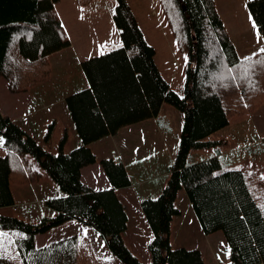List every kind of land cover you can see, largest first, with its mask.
Returning a JSON list of instances; mask_svg holds the SVG:
<instances>
[{"label": "trees", "instance_id": "obj_1", "mask_svg": "<svg viewBox=\"0 0 264 264\" xmlns=\"http://www.w3.org/2000/svg\"><path fill=\"white\" fill-rule=\"evenodd\" d=\"M56 1L0 0V74L12 92L26 91L46 80L52 69L48 56L70 44ZM90 1L77 0L82 6ZM114 1L118 45L85 59L82 67L89 86L65 98L83 144L64 152V133L59 153H52L0 110L6 150L0 156V207L14 204L12 183L35 182L42 170L62 192L45 201L56 214L37 222L0 213V233L4 234L0 264H80L76 237L43 247L35 241L36 234L70 219L91 226L123 263L144 264L124 238L128 213L116 193L130 185L123 162L101 159L111 185L105 189L84 183L81 170L96 161L88 144L155 117L164 102L182 112L183 122L167 184L158 196L140 201L152 232L147 244L150 264H204L198 247L173 248L171 243V222L181 213L175 200L182 188L202 231L222 232L234 264H264V173L247 167L225 169L215 155L187 163L192 149L214 144L205 138L227 126L230 115L251 113L262 103L264 52L239 56L215 0H163L172 30L188 57L180 95L162 75L155 48L146 40L128 1ZM247 7L264 39V0H248ZM89 264L113 263L93 260Z\"/></svg>", "mask_w": 264, "mask_h": 264}, {"label": "rangeland", "instance_id": "obj_2", "mask_svg": "<svg viewBox=\"0 0 264 264\" xmlns=\"http://www.w3.org/2000/svg\"><path fill=\"white\" fill-rule=\"evenodd\" d=\"M127 1L136 16L146 40L155 48V61L162 75L171 83L175 91L183 95L188 57L187 53L181 49L176 34L172 30L173 26L171 27L163 8V0ZM247 1L248 0H215L217 10L224 16L226 25L229 28L228 32L231 33V38L240 56L244 55V53L248 54L256 50L260 51V49L264 47V39L260 32L258 30L255 31V29L251 30L250 28V25L253 26L254 21L248 10ZM95 4L100 5L97 7H100L99 11L103 13L104 17H107V23L102 22L103 25L99 23L101 27L99 33L100 38L91 40L93 47L96 48L93 52L88 54L89 56L87 58L108 52L111 49L110 45L117 46L120 41L119 31L112 17L115 1L96 0ZM55 5L56 9L59 11H67L69 16L72 14V6L77 7L79 17H70V19L79 26H83V18H80V14L81 12L83 13V10L85 11L86 5L82 6L77 0H61L56 2ZM170 16L172 18L174 17L172 14H170ZM233 20L235 22L231 23L230 21ZM230 23L233 24V26H235L236 23V27H230ZM91 35H96L95 29ZM75 80V77L68 76L62 72L55 73L54 71L46 80L32 86V88H29L26 92L20 93L19 95H17V93H14L15 95H10L11 90L8 87V81L0 74V104L3 105L7 100L12 104H19L20 100H23V107H31V104L38 103V101L42 99L43 103L41 102L39 104L41 108L44 103H48L52 99L64 95L67 91H71L69 89L75 84ZM263 102L264 100L254 109L255 112H259L257 114L252 115L251 112L242 115H230L229 124L227 126L205 138L206 140L214 141V144L192 149L188 155L187 163H194L206 159L210 155H215L219 157L225 169L247 167L264 173ZM65 103V100L64 102L58 101L56 103L54 111L60 115L56 120L57 124H55V120L51 118H47L46 122H39L41 123L39 124L40 131H44L41 133L39 142L52 153H59L60 141L64 136L65 129L68 127L62 116L64 113V105L66 106ZM260 106H262V108H260ZM165 108L163 116L171 120L174 125L173 129L176 132V130H178L177 126L179 119L181 121L180 127L182 128V112L169 103H165ZM68 132L69 141L67 145H65L64 152H69L71 149L77 147L75 146L72 148L75 131L69 128ZM3 142L4 137L0 134V156L6 154ZM206 154V157L203 156ZM100 158L101 155H99L95 162V170L99 172V174L100 170H103ZM11 187L14 196V204L8 207H0L1 214L14 215L28 222H37L43 216H53L56 214V211L49 208L45 204V201L48 198L55 197L57 194L59 195L61 190L45 170H42V175L35 182L23 184L12 183ZM120 197L128 206V210L132 213L133 218L138 222L139 231L141 232L139 233L141 234L139 236V241L143 242L145 240V246L140 242L136 243L133 236L129 234L125 236V242L129 249L144 264H150V253L146 244L148 231L145 228L148 225L144 227V221L140 218V214L144 216L141 207L136 205V198L133 195L120 194ZM175 204L181 209L182 216L178 222L175 221L177 216H175L173 220L171 237L173 248L178 246L198 247L201 252L203 251L202 256L204 258V264H216L213 254L216 255L218 264H234L230 258L229 247L222 232L217 231L213 234H205L202 231L194 210L189 203L185 189L182 188L178 191ZM179 222L183 227L181 230ZM175 226L177 230H179L178 232L175 231ZM70 236L77 238V254L80 264H89L92 263L93 260H108L113 264H125L111 252L106 241L91 226L77 219L67 220L59 225L51 227L43 233L36 234L35 241L38 247H43L53 241Z\"/></svg>", "mask_w": 264, "mask_h": 264}, {"label": "crops", "instance_id": "obj_3", "mask_svg": "<svg viewBox=\"0 0 264 264\" xmlns=\"http://www.w3.org/2000/svg\"><path fill=\"white\" fill-rule=\"evenodd\" d=\"M95 3L96 0H91L86 5L85 11L82 9L83 13L81 12L80 18H83L82 20L83 26H79L77 23H74L70 19V17H75V16L79 17V12L77 7L72 6V14L70 16L68 15L67 11L62 12L56 9L58 16L60 17L61 23L64 27V30L70 40V44L67 47H64L60 50L51 53L48 56L52 67L51 74L55 71V73L62 72L68 76L75 77L76 82L71 87V89H69L71 91H67L66 93H64V95H61L59 98H54L48 103H44L41 108L39 107V104L41 102L43 103L42 99H40L38 103H34L33 105L31 104V107L29 106L23 107L24 104L23 100H20L19 104H12L9 100L5 101L3 105L0 104V110L3 114L9 115L13 120H15L29 133H31L38 141L39 138H41L40 137L41 133L44 132V131H40V127H39V124H41L39 123L40 121L46 122L47 118H51L54 119L55 124H57L56 120L60 115L59 113L54 111L56 107V103L58 101L64 102L65 98L70 93L81 90L89 86V81L83 70L82 62L89 56L88 54L90 52H93V50L96 48L93 47L91 40L100 38L99 33L101 27L99 26V23L100 24H102V22L107 23V17L106 16L104 17L103 13L99 11L100 7H97L100 5ZM221 17L223 19V22L227 30H229L228 26L226 25L224 16L221 15ZM230 22L233 23L235 21L233 20ZM231 23H230V27L235 28L236 23L235 26H233V24ZM250 28L251 30L252 29H255V31L258 30L255 22L253 26L250 25ZM94 29L96 35L92 36L91 34L94 31ZM231 36L232 35L230 33V37ZM256 51H253L252 53ZM252 53H248V54L244 53V55L241 56L239 55V56L244 57ZM26 91L23 92L10 91L11 93L10 95L14 93L15 94L17 93V95H19L20 93H24ZM66 107L67 106L64 105L63 108L64 113L62 114L68 126L65 129V133L67 134V141L63 146V151L65 150L66 147L65 145H67L69 141V132H68L69 128H72L73 131H75L74 132L75 137L72 143V148L75 146H80L82 144V139L78 136V134H76L74 123L70 117L68 108ZM260 108H262V106H260ZM165 109L166 108L164 102L161 105L159 113L155 117H151L121 127L116 133L104 136L96 141L91 142L89 145L96 154V161L99 155H101L100 159L106 157H113L122 161L124 166L126 167V170L130 178V185L116 189V193L120 198V200L123 202L126 211L128 213V227L124 232V238L126 241L125 236L129 234L133 236L136 243L140 242L143 246H145V240L143 242L139 241L140 238L139 236L141 235L139 234L141 233L139 231L140 230L139 224L133 218L132 213L128 210V206L120 197V194L133 195L136 198V205L141 207L140 201L143 198H148V197L154 198L158 196L162 191V189L167 184L170 173V167L171 164L173 163L175 152L178 147L180 131H181V127H180L181 121L179 119L177 126L178 130H176L175 132L173 129L174 125L172 124L171 120L163 116ZM257 113L259 112L254 111L252 112V115ZM203 156L206 157L207 154ZM212 156L214 155H210L209 157ZM95 162L82 168L81 170L82 181L92 186L95 189H105L111 187L105 175L104 170H100V174L95 170ZM60 195H62V192L59 195L57 194L56 196H60ZM181 216H182V212L179 215H177L176 219L175 217L172 219L170 237H172L173 220L175 219V221L178 222L181 219L180 218ZM143 217L145 216H142L140 214V218L142 219V221H144V227H145L146 225H148V222L146 218ZM179 226L181 227L180 230L183 229L180 222H179ZM145 228L148 231L147 232L148 239L146 243L148 244L149 240L152 237V232L149 226H146ZM175 229H176L175 231L177 232L179 231L177 230L176 226ZM214 256H215L214 258L215 262L216 264H218V259L216 258V255L213 254V257Z\"/></svg>", "mask_w": 264, "mask_h": 264}, {"label": "snow or ice", "instance_id": "obj_4", "mask_svg": "<svg viewBox=\"0 0 264 264\" xmlns=\"http://www.w3.org/2000/svg\"><path fill=\"white\" fill-rule=\"evenodd\" d=\"M260 52H264V49H260ZM253 55H255V54H253ZM246 60H250L251 59V57H246L245 58ZM231 70L229 69V72H230ZM4 236V234L3 233H0V237H3Z\"/></svg>", "mask_w": 264, "mask_h": 264}]
</instances>
